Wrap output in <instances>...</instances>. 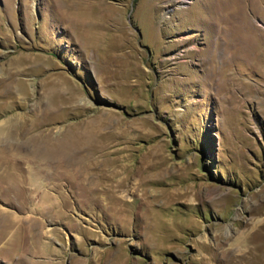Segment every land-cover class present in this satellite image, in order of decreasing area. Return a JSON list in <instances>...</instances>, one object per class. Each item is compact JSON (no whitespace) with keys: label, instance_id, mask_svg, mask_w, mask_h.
<instances>
[{"label":"rangeland","instance_id":"374dc122","mask_svg":"<svg viewBox=\"0 0 264 264\" xmlns=\"http://www.w3.org/2000/svg\"><path fill=\"white\" fill-rule=\"evenodd\" d=\"M6 124L0 264H264V0H0Z\"/></svg>","mask_w":264,"mask_h":264},{"label":"bare ground","instance_id":"6f19581e","mask_svg":"<svg viewBox=\"0 0 264 264\" xmlns=\"http://www.w3.org/2000/svg\"><path fill=\"white\" fill-rule=\"evenodd\" d=\"M12 123V122H10ZM13 125V124H12ZM9 126V124L3 126V127H0V130L1 132L3 131H7L6 134L8 135V139H7V144H8V147L13 150L15 149L17 154L15 156L17 157H20L21 154H20V151L19 149L21 148V136L20 135H15L14 133H12V130H11V126ZM20 130V129H19ZM20 132H22L20 130ZM1 134V133H0ZM48 136V143L51 141V137L49 136V134L47 135ZM18 138V139H16ZM42 146V145H41ZM83 152L80 151L79 154H82ZM62 163H64L65 161H67V157L63 154L61 158L59 159H62ZM49 161L48 159H46V157H42V156H39V158H36L34 161H31V160H28V164H29V169H28V173L26 174V178H23V180L21 182H24L26 183V185L28 186V190L31 192H33V194L35 193H40V180L43 179L44 181H47L50 179V176L48 173H46V170L45 169H48V164H49ZM61 161V160H59ZM53 167V166H52ZM94 170L97 169L96 167L93 168ZM96 176H97V173H89V174H86V175H82L81 177V180L84 181V183H87V184H93V183H96L98 184L97 182V179H96ZM49 177V178H47ZM54 177V176H53ZM118 175L117 176H112V178H109L108 181L110 182L107 186L109 187L108 191H112V193L114 194H117L119 193V195L121 196L120 198H123L125 197V192H126V184L124 183H121L119 181H117ZM21 178V176H20ZM119 195H114L113 197L115 198L114 200H116L117 202L119 201ZM121 201V200H120ZM115 202V201H114ZM121 204V202L119 203ZM118 206V205H117ZM123 206V205H122ZM118 209V208H117ZM125 210V209H124ZM120 211V210H119ZM122 211V210H121ZM120 213V212H119ZM123 213V211H122ZM35 232V230H33ZM233 239V236H228L227 238L224 239V241H231ZM251 240H252V235L248 234L247 230L245 229V232L243 233L242 235V239L239 241V246L241 247L240 250L238 249L239 252H241L240 254L238 253H235V258L241 262H243L244 264H255V262L259 260V254L257 253H252L253 249H251V246H249V243H251Z\"/></svg>","mask_w":264,"mask_h":264}]
</instances>
